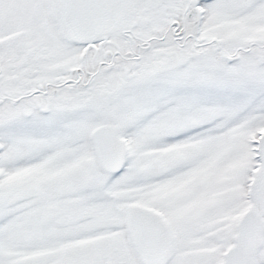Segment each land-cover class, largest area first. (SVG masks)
Masks as SVG:
<instances>
[{"label": "snow or ice", "instance_id": "1", "mask_svg": "<svg viewBox=\"0 0 264 264\" xmlns=\"http://www.w3.org/2000/svg\"><path fill=\"white\" fill-rule=\"evenodd\" d=\"M0 264H264V0H0Z\"/></svg>", "mask_w": 264, "mask_h": 264}]
</instances>
